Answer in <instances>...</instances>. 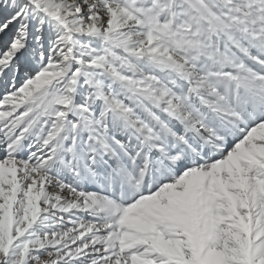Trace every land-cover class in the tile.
Returning a JSON list of instances; mask_svg holds the SVG:
<instances>
[{
	"label": "snow or ice",
	"instance_id": "obj_1",
	"mask_svg": "<svg viewBox=\"0 0 264 264\" xmlns=\"http://www.w3.org/2000/svg\"><path fill=\"white\" fill-rule=\"evenodd\" d=\"M0 264H264V0H0Z\"/></svg>",
	"mask_w": 264,
	"mask_h": 264
}]
</instances>
